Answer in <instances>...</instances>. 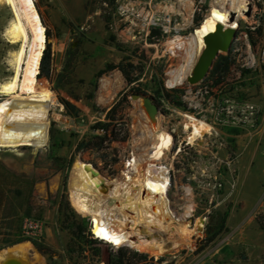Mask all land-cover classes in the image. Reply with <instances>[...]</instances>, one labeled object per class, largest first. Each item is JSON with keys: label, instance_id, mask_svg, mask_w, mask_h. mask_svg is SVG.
I'll return each instance as SVG.
<instances>
[{"label": "rangeland", "instance_id": "374dc122", "mask_svg": "<svg viewBox=\"0 0 264 264\" xmlns=\"http://www.w3.org/2000/svg\"><path fill=\"white\" fill-rule=\"evenodd\" d=\"M191 1L193 12L189 16L181 0H117V11L108 28L101 12L91 11L94 5L86 8L88 0H34L45 27L46 45L50 44L52 69L43 71L42 79L47 85L39 88L42 91L36 96L12 98L0 94V136L4 141L0 162L8 170L24 176L18 183L24 194L30 191L29 180L36 182L33 194L37 198L36 206L42 210L35 211L32 218L19 213L7 222L14 227L21 226L25 236H37L39 242L52 247L53 257L49 258L37 252L31 243H20L26 248V244L31 245L30 254L40 260L39 264H112L118 260L116 252L120 248L145 255L144 264H264V231L256 219L258 216L264 219V63L259 56L264 34V0H252L250 16L244 15L238 28L239 33L248 27L254 28L251 30L256 45L249 38L237 40L239 51H232L235 65L225 81L213 86L207 75L204 81L193 85L195 89L205 86L235 89L240 99L260 108L255 128L247 130L221 124L215 127L217 135L212 131L207 144L195 142L188 153L183 150L176 155L173 151L167 156L172 166L168 192L172 208L186 215L187 207L192 206L191 213L185 217L190 239L180 240L178 234L172 237L156 233L154 237H160L172 248L155 254L127 246H98L85 238L82 243L74 244L69 231L62 230L64 215L58 212V206L63 196L77 217L86 220V232L95 239L91 216L79 212L73 202V165L80 161L96 164L100 175L108 181L122 178L126 171L123 161L141 143L138 124L145 119L140 114H145L148 120L156 117L131 92L156 98L158 115L165 117V120L162 117L164 127L175 131L177 143L187 138L183 130L186 119L177 106L186 100L190 85L184 81L175 86L170 84L172 77L187 63V54L170 43L177 38L186 40L197 28L196 18L204 19L211 3V0ZM12 18L10 7L0 6V86L13 75V55L18 49V44H12L5 35ZM261 23L263 31L259 36L254 30ZM152 28L164 34L163 38L156 35L155 43L147 40ZM139 59L146 64L144 74L128 84L117 66L129 60L137 64ZM72 65L73 73L60 85L59 73ZM109 65L116 68L106 70ZM115 74L121 76L124 85L109 104H102L99 97L108 91L103 88V82L113 79ZM50 92L52 106L51 98L48 105L43 96ZM69 94L80 100L75 101ZM125 97L117 116L123 118L128 140L106 141L105 145L110 147L102 151L80 147L81 143L106 139L109 120L105 114ZM61 98L78 107L77 117L65 110ZM3 129L17 143L7 145L1 133ZM107 153L109 157L104 162L102 154ZM108 205L109 200L103 202L100 210ZM114 212L119 214L118 209ZM200 218L204 224L198 228L196 221ZM3 223H0V232L9 229ZM212 237V241H206ZM14 246L0 252V257Z\"/></svg>", "mask_w": 264, "mask_h": 264}, {"label": "bare ground", "instance_id": "6f19581e", "mask_svg": "<svg viewBox=\"0 0 264 264\" xmlns=\"http://www.w3.org/2000/svg\"><path fill=\"white\" fill-rule=\"evenodd\" d=\"M181 2L185 12L191 16L192 1ZM0 6H8L12 11L13 18L5 30V35L12 44H18L13 55V75L0 86V94L11 95L12 98L36 96L37 77L46 48L45 27L37 6L34 0H0ZM248 8V0H211L207 15L194 32L186 40L177 38L170 43L176 50H183L187 54V63L176 75L171 76L172 79L170 77V84L179 85L192 73L205 48L204 38L208 34L215 33L220 25L229 26L232 15L236 17L233 25L237 27V20L245 17ZM231 42L230 38L229 43ZM104 81L103 88L108 91L100 95L99 102L107 105L123 87L124 82L119 74ZM50 95L51 93H43L48 105ZM139 117L145 121L138 124L142 146L139 147L141 151L133 167L121 179L108 181L92 165L81 161L75 163L71 181L72 198L79 212L91 216L92 234L106 246H127L160 254L169 252L172 247L153 235L163 232L172 237L178 234L180 240L188 239L187 234H191V231L188 230L189 222L185 223V217L191 213L192 206L187 207L186 215L178 214L168 198L167 168L159 165L158 171L154 172L150 168L152 164L148 163H158L173 147V139L166 132L163 118L158 115L155 119L148 120L143 113ZM186 121L185 128L192 130L188 137L190 142L212 130L211 125L192 116H188ZM144 161L148 165L141 168ZM108 200V207L100 210L101 204ZM115 209L119 210L118 215L114 212ZM203 224V218L196 221L198 228L203 227ZM12 250L17 255L28 254L24 245L16 246ZM8 252L9 250L0 257V264H6Z\"/></svg>", "mask_w": 264, "mask_h": 264}, {"label": "trees", "instance_id": "16d2710c", "mask_svg": "<svg viewBox=\"0 0 264 264\" xmlns=\"http://www.w3.org/2000/svg\"><path fill=\"white\" fill-rule=\"evenodd\" d=\"M94 5L92 8V12L100 11L103 20L106 23V26L112 24L113 15L117 11V0H88L86 4V8ZM202 18H196V26L198 27L201 22ZM263 25L262 23L256 27L254 32H256L259 36L262 35ZM248 38L252 41V44L255 46L256 42L253 40V31L248 27L247 28ZM158 35L159 38H163L164 34L161 30L156 28H152L151 34L148 36L149 43H155L157 40L154 37ZM239 32L237 33V36ZM50 37V34H48ZM159 38H157L159 40ZM47 43V41H46ZM120 47L119 44H117ZM52 54L50 49V44L46 45L44 53L41 58L40 63V72L37 77L36 82V91L40 93L42 89L39 88L47 85L43 79V71H48L52 69ZM235 65V56L232 54V49L228 54H221L219 57L214 61L213 66L208 74V79L212 80V85L217 86L225 81L229 73L231 72L232 67ZM72 65L70 68L66 69L63 68L62 71L58 75V83L60 85H64V79H67L72 73L73 68ZM146 64L143 62L142 59H139L137 64L133 60H129L125 64H121L117 66L123 73L124 77L128 84H132L135 81H138L142 75L144 74ZM116 68L115 66L109 65L106 67V70H113ZM245 72V70H242ZM51 93V92H50ZM133 95H139L140 92H131ZM159 94V92H157ZM75 101H79L80 98L78 96H74L73 94H69ZM156 100V98H153ZM126 101V97L119 101L114 107L108 110L105 114L107 120H109L108 130H106V139L98 142L95 141L91 144L81 143L80 147L82 148H93L95 151H102L110 146H106L105 142L109 141L112 142H125L128 140L129 132L125 129L122 122V117H118V113L120 110L122 111V104ZM61 104L64 106L65 110L74 116H78L80 110L78 107L71 102L60 99ZM53 104L52 93H51V106ZM2 135L6 138V144L17 143L14 139L10 136L6 129L1 131ZM4 145V141H2V136H0V147ZM109 157L107 154H102V160L105 162ZM117 161V159L115 160ZM95 168L100 169L96 164L94 165ZM23 175H20L16 172H12L8 170L3 163L0 162V223H3L8 226L6 232H0V252L6 249L8 246H14L23 242H29L33 245L37 252L42 255H47L49 258L53 257V249L51 246L47 245L44 241L39 242L37 240V236H32V234L25 236L22 234V228L11 226V222H7L8 220H13L18 217L19 213H22L25 217L32 218L33 213L35 211L42 210V207L36 206L37 205V198L33 194L35 190L36 182L29 180L30 191L27 194H24L23 189L18 183L22 182ZM9 185V186H8ZM48 194H50L49 189L47 190ZM58 212L63 213L64 220L62 221V230H68L71 235V242L72 243H82V238L87 239L89 243H93L95 245L101 246L104 243L97 240L96 238L93 239L90 232H86L85 223L86 220L77 217L75 212L70 207L69 202L66 200L64 202L63 196L60 199ZM257 223L259 224L260 228L264 231V219L262 216H258ZM32 233V232H30ZM17 237V238H14ZM215 237V236H213ZM212 238L207 239L206 241H212ZM41 239V238H39ZM105 245V244H104ZM118 260L116 263L112 264H138L141 261L142 264L144 259L146 258L145 255L140 254L138 252H130L127 249L120 248L117 250ZM143 259V260H140Z\"/></svg>", "mask_w": 264, "mask_h": 264}, {"label": "built area", "instance_id": "2783aa9c", "mask_svg": "<svg viewBox=\"0 0 264 264\" xmlns=\"http://www.w3.org/2000/svg\"><path fill=\"white\" fill-rule=\"evenodd\" d=\"M243 38H248V33L246 30L239 33L235 42ZM235 42L233 43L232 51L238 52L239 50L236 48ZM259 56L262 62L264 63V34L260 43ZM186 94L187 95L185 96V98L187 101H181L182 103L179 102L177 106L180 111L179 113L184 116L185 119H187L188 116H192L196 119L206 122L207 124L211 125L212 130L208 133H205L202 137L190 142L188 137L189 133L192 130L185 128V124L187 122L186 121L184 123L183 130L184 133L188 134V136L183 141L177 143L175 131H172V128L165 127L167 134L171 137V139H173V147L171 148L170 152L165 154L164 158H160L158 162L159 164L157 163V161H151L148 163L152 164L150 168L154 172L158 171L159 165H162L167 168L169 186L170 172L172 170V166H170L167 162L168 154H171L173 151H175V154L178 155L179 153H182L183 150L188 153L193 147V143L195 142H198L197 144H207V139L213 135L212 131H214V133H216L217 135L218 132L215 127H218L221 124L228 127L250 130L252 128H255L259 119L258 106L249 100L240 99L237 96L235 89L228 90L225 87L219 86L216 88H212L211 86H205L203 88L195 89L193 85H190V88L188 89ZM167 108H169V106ZM162 117L165 120V117ZM184 141H186V143H184ZM141 146L142 144L139 145V147ZM140 151L141 150H139V148H136L132 149L129 152V154L123 161L124 170H126L125 172L129 171L133 167V164L138 159ZM147 165V162L144 161L142 162L140 167L143 168ZM125 172L123 173V176L125 175ZM90 219L92 221V218Z\"/></svg>", "mask_w": 264, "mask_h": 264}, {"label": "water", "instance_id": "95a60500", "mask_svg": "<svg viewBox=\"0 0 264 264\" xmlns=\"http://www.w3.org/2000/svg\"><path fill=\"white\" fill-rule=\"evenodd\" d=\"M249 1L248 11L245 16H250L252 10V0ZM235 15L230 17L229 26L220 25L215 33H210L204 38L205 48L199 55L196 64L192 70V73L186 78L184 82L189 85H196L205 80L209 74L214 61L221 54H228L237 38L238 27L240 26V20H237V27H234ZM230 38L232 42L229 43ZM134 98H141L144 102L147 112L151 116H158L160 113L158 105L154 99L147 95H134ZM92 167H94L92 165ZM95 168V167H94ZM96 169V168H95ZM97 172L98 169H96Z\"/></svg>", "mask_w": 264, "mask_h": 264}, {"label": "crops", "instance_id": "0c3cea01", "mask_svg": "<svg viewBox=\"0 0 264 264\" xmlns=\"http://www.w3.org/2000/svg\"><path fill=\"white\" fill-rule=\"evenodd\" d=\"M258 109H259V117H260V108L258 107ZM26 245H27L26 249H27V253H28L27 255H22V254L17 255V254L13 253L12 249L15 248L16 246H19V245H16L12 248L7 249V250H9V252H8L9 256H7L6 264H39L40 260L32 257L30 254L31 245L30 244H26ZM6 251H5V253H6Z\"/></svg>", "mask_w": 264, "mask_h": 264}]
</instances>
